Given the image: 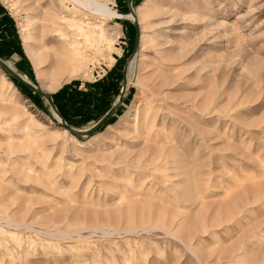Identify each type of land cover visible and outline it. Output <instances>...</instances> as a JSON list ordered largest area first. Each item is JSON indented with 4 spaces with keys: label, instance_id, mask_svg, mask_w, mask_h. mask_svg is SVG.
Here are the masks:
<instances>
[{
    "label": "rangeland",
    "instance_id": "rangeland-1",
    "mask_svg": "<svg viewBox=\"0 0 264 264\" xmlns=\"http://www.w3.org/2000/svg\"><path fill=\"white\" fill-rule=\"evenodd\" d=\"M99 1L0 0V264H264V0Z\"/></svg>",
    "mask_w": 264,
    "mask_h": 264
},
{
    "label": "bare ground",
    "instance_id": "bare-ground-1",
    "mask_svg": "<svg viewBox=\"0 0 264 264\" xmlns=\"http://www.w3.org/2000/svg\"><path fill=\"white\" fill-rule=\"evenodd\" d=\"M75 4H77L78 6L80 7H83V8H86L88 9L89 11L93 12L94 14H98V15H101V16H105V17H123L121 14H119L116 10L112 9L107 3L105 2H101L99 0H72ZM132 16V19L133 20H136L137 17H135L134 14H131ZM64 19V18H62ZM69 25L71 27H74L76 28V30L78 32H80L81 34L83 33L85 36H88L87 34V30L85 28V25L83 24V22H69ZM90 32V31H89ZM63 36H65V34H63ZM72 51H73V60H74V53L76 54V50H75V46H74V43H69ZM137 56V55H136ZM135 58V57H134ZM132 58V59H134ZM72 59V58H71ZM69 59V60H71ZM64 60V59H63ZM131 61V60H130ZM129 61V62H130ZM70 62V61H69ZM71 63V62H70ZM2 64L5 65L10 71L14 72L13 71V68L11 67V64L9 62H4L2 61ZM129 69L128 71L130 72V75L132 77V75L134 74L135 70H136V66H135V61L132 60V62L129 63ZM62 65V64H61ZM64 68V67H63ZM128 72V73H129ZM16 73V72H15ZM18 74V73H17ZM129 75V76H130ZM20 76L25 80L27 81L28 83H30V79L25 76V75H21ZM32 83V82H31ZM8 111V110H7Z\"/></svg>",
    "mask_w": 264,
    "mask_h": 264
},
{
    "label": "water",
    "instance_id": "water-1",
    "mask_svg": "<svg viewBox=\"0 0 264 264\" xmlns=\"http://www.w3.org/2000/svg\"><path fill=\"white\" fill-rule=\"evenodd\" d=\"M1 63H2V61H1ZM12 76H14V77H16L17 79H19V80H21V81H23V82H25L26 84H29L27 81H25L20 75H18L17 73H15V72H12V71H8ZM30 85V84H29Z\"/></svg>",
    "mask_w": 264,
    "mask_h": 264
}]
</instances>
